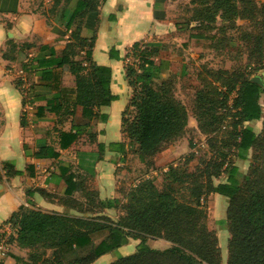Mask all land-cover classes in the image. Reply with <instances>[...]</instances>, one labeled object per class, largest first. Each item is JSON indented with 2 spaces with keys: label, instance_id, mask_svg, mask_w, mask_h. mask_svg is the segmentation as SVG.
<instances>
[{
  "label": "trees",
  "instance_id": "trees-1",
  "mask_svg": "<svg viewBox=\"0 0 264 264\" xmlns=\"http://www.w3.org/2000/svg\"><path fill=\"white\" fill-rule=\"evenodd\" d=\"M104 1L54 0L73 3L68 28L73 20L77 22L69 32V41L51 63L57 67L68 65V74H61L58 84L75 88V101L66 107H71L74 113L79 106L83 118L78 123L72 122L69 131L60 133L59 146L73 151L79 160L92 157L93 161L111 163L115 162L114 154L122 158L133 148L141 161L152 166V157L169 141L181 136L187 124V110L174 96L171 80H156L164 69L162 62L155 64L153 59L158 55V44L138 41L126 49L124 57L135 53L137 66L126 64L124 67L132 95L121 113L123 140L98 142L96 133L89 129L90 120L107 119L99 111L100 107L116 99L110 90V67L95 63L91 57L95 33L90 37L80 34L85 15L96 11ZM191 2L195 5L191 20L205 30L214 27L217 18L229 28L236 26V19H245L258 29L264 27V2L260 6L254 0ZM109 18L114 19V15ZM245 38L250 41L248 58L254 65L253 70L264 68L263 31L245 33ZM109 56L119 59L113 48ZM2 57L7 58L8 54L3 52ZM199 80L193 115L198 129L209 136V147L216 153V159L202 166L188 165L192 159L189 154L181 165H169L159 180L141 179L131 186L121 205L118 197L100 200L96 192L77 180L76 172L64 166L61 177L66 185L64 202L67 205L84 213L98 211L99 206L117 208L122 213L112 220L102 214L70 217L21 207L8 220L18 226L15 240L19 247L52 249L50 258L41 259L39 253L27 254V257L34 263L39 260L40 264H90L129 239H137L139 242L132 253L118 255L108 264H264V79L251 78L239 69L219 68ZM129 108L131 114L126 115ZM257 120L262 123L259 133L249 125ZM222 128L225 136L215 146L217 133ZM37 147V156L46 153L43 144L37 142ZM249 150L253 152L251 161L243 173L231 157L245 160ZM59 156V152H52V157ZM3 167L7 176L19 173L10 166ZM28 168L32 173L31 166ZM86 170L93 174L92 168ZM221 174L226 175L225 181L215 183L213 180ZM77 190L85 197L84 203L72 198ZM211 193L227 199L224 263L217 234L207 225L204 200ZM105 229L108 230L105 239L94 245L90 234ZM147 238L164 239L170 246L152 248L146 243ZM7 247L13 257L25 254L12 240Z\"/></svg>",
  "mask_w": 264,
  "mask_h": 264
},
{
  "label": "crops",
  "instance_id": "crops-1",
  "mask_svg": "<svg viewBox=\"0 0 264 264\" xmlns=\"http://www.w3.org/2000/svg\"><path fill=\"white\" fill-rule=\"evenodd\" d=\"M167 1L170 0H105L83 19L80 34L90 37L95 33L91 57L95 63L110 67V90L116 96L109 105L100 107L99 111L107 116L105 121L97 118L89 121V129L96 133L98 142L123 140L121 113L131 92L125 77V52L134 42L162 36ZM72 6L73 3H55L54 0H0V227L21 207L70 217L89 218L102 214L112 220L122 213L113 207L84 213L64 202L66 185L61 177L64 166L78 173L79 181L84 182L88 174L100 200L118 197L111 172L113 163L93 161L92 157L79 160L73 151L59 146L60 133L69 131L72 122L83 120L79 106L74 113L71 107H66L75 101V88L58 84V77L68 74V65L57 67L51 63L69 41L70 30L76 26V19L70 29L67 25ZM111 14L114 19L109 18ZM111 48L118 52V60L109 56ZM3 52L8 54L7 58L2 57ZM37 142L45 146L44 155H36ZM53 151L60 156L52 157ZM234 164L239 167L238 162ZM3 165L19 173L7 176ZM87 168H92L93 174ZM225 179L226 175L222 174L216 183ZM215 195L224 205L216 217L221 223L225 219L227 199ZM72 198L80 203L85 201L80 190L75 191ZM211 212L215 217L214 211ZM217 231L215 229L219 241ZM101 233H105L103 237L94 240L93 236ZM107 234V229L100 230L91 233L90 238L97 245ZM15 238L16 235L12 244L25 254L13 257L7 252L0 264H40L39 260L34 263L27 257L32 253L41 254V259L51 257L52 249L22 248ZM227 238L228 234L225 241ZM138 242L129 239L90 264H108L115 259L116 252L130 254ZM159 243L161 247L156 249L167 248L162 247L163 241Z\"/></svg>",
  "mask_w": 264,
  "mask_h": 264
},
{
  "label": "rangeland",
  "instance_id": "rangeland-1",
  "mask_svg": "<svg viewBox=\"0 0 264 264\" xmlns=\"http://www.w3.org/2000/svg\"><path fill=\"white\" fill-rule=\"evenodd\" d=\"M254 1L257 6L264 2V0ZM167 2L165 31L162 36L140 42H153L159 45L158 55L153 56V59L155 64L162 62L164 69L156 80H171L174 96L180 100L187 110V124L181 136L169 141L160 152L152 157V166L145 164V161H141L133 152V148L129 149L124 157H115L111 172L120 205L124 202V195L128 189L136 185L139 180L146 178L159 180L169 165H181L189 154L190 156L192 154V159L188 165L198 164V166H202L207 161L216 159V153L209 147V136L198 129L193 115V100L195 91L200 87V77L206 76L211 70L223 68L227 70L239 69L249 73L251 78L260 77L261 80L264 79V68L254 71V65L249 63L248 50L250 41L245 38V33L255 34L261 30L264 33V27L258 25V29L255 24L245 19H236V26L229 28L227 24H223L217 18L215 26L205 30L203 27H199L197 22L191 20L195 6L191 0H170ZM197 33L200 35L195 37ZM262 63L264 64V52ZM126 64L137 66L135 53L130 52L124 58V65ZM131 95L132 91L130 92V97ZM129 114H131L130 108L126 112V115ZM249 125L255 132L259 133L261 131V120L252 121ZM223 130L222 128L217 133L218 137L214 141L215 146H218L221 138L225 136ZM252 153V150H249L245 160H239L235 157H231V160L238 162L239 168L246 172ZM78 176L79 174L77 178ZM221 176L222 174L213 181L216 183ZM84 178L85 188L97 193L96 185L89 181L88 174ZM183 194H186V192L183 191ZM204 202L208 212V227L218 229L221 260L224 263L226 259V224L224 219L220 221L221 223L216 219L218 213L223 210L222 206L224 205L221 200L219 202L214 193L207 195ZM100 209L101 207L99 206L98 210ZM118 211L121 210L119 209ZM211 211H214L215 217L212 216L213 213ZM104 234H96L93 238L94 240L100 239ZM159 240L164 242L162 247L163 245L165 247L169 246V243L162 239L147 238L146 241L149 242L150 247L158 248L161 247ZM118 255L122 254L116 252L115 258Z\"/></svg>",
  "mask_w": 264,
  "mask_h": 264
},
{
  "label": "built area",
  "instance_id": "built-area-1",
  "mask_svg": "<svg viewBox=\"0 0 264 264\" xmlns=\"http://www.w3.org/2000/svg\"><path fill=\"white\" fill-rule=\"evenodd\" d=\"M17 229V224L10 221L5 222V224L0 227V262L3 256L8 252V243L16 235Z\"/></svg>",
  "mask_w": 264,
  "mask_h": 264
}]
</instances>
